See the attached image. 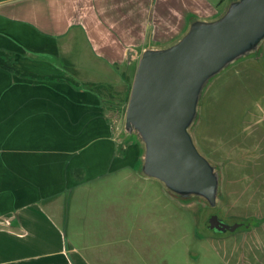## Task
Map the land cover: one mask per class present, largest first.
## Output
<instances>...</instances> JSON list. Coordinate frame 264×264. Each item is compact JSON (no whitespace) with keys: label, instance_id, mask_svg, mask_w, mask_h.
I'll use <instances>...</instances> for the list:
<instances>
[{"label":"crops","instance_id":"crops-1","mask_svg":"<svg viewBox=\"0 0 264 264\" xmlns=\"http://www.w3.org/2000/svg\"><path fill=\"white\" fill-rule=\"evenodd\" d=\"M232 1L0 0V49L21 70L115 94L146 49ZM259 54L219 77L218 105L204 104L197 126L205 150L212 139L235 149L223 166L242 226L218 236L140 171L138 141L120 148L97 93L0 66V264H264V43Z\"/></svg>","mask_w":264,"mask_h":264},{"label":"water","instance_id":"water-1","mask_svg":"<svg viewBox=\"0 0 264 264\" xmlns=\"http://www.w3.org/2000/svg\"><path fill=\"white\" fill-rule=\"evenodd\" d=\"M264 43V0H233L213 20H194L174 43L146 49L139 60L126 110V129L144 144L141 172L160 180L177 198L218 201L220 174L199 151L190 127L206 84ZM213 231H234L217 214Z\"/></svg>","mask_w":264,"mask_h":264},{"label":"rangeland","instance_id":"rangeland-1","mask_svg":"<svg viewBox=\"0 0 264 264\" xmlns=\"http://www.w3.org/2000/svg\"><path fill=\"white\" fill-rule=\"evenodd\" d=\"M260 55V54H258ZM255 56H250V57H246L242 60H246V59H250V58H254ZM241 61V60H240ZM237 63V62H236ZM236 63H234L232 66L226 68L225 70L221 71L216 77L212 78L205 86V89L203 91V94L201 95L200 101H199V107H198V116L194 122L193 125H191L190 130L191 133L194 137V140L198 146V148L200 149L199 151H202L204 153V155L207 156V158L216 166V168L219 171L220 174V191H219V197H218V201L217 204L215 206H211L209 204V202L203 198L200 197L198 195H193L190 196L188 198H178L180 204H184L188 207H190V210L194 213V215L196 216V218L198 219L199 222V226L201 228V230L204 233L213 235V236H218V235H223V234H232L231 231H225V232H220V231H213L211 230L207 223H208V219L210 218L211 215L213 214H217L219 215L220 218H222L226 223L229 224H235L237 217L236 215L239 213L236 210L235 205V199H236V195H234V178L232 177L231 173H228V175H226V173L224 172V164L226 161L230 162H234V148L233 145L230 148H227V152L226 154H222L221 153V148L217 147V140L215 139L213 141V139L209 142V145L207 144L208 147L206 150L203 148V146L200 144V142L198 141L197 138V126L198 124L202 121L203 117H202V110L204 108V104L205 107L209 106V103L212 102L211 104L214 107H217L218 105V84H219V77L221 75H223L229 68L233 67ZM133 82H131L132 84ZM131 84L124 86V87H117V90L120 91L119 94H117L116 92H118L117 90L114 91L115 92V98H111V99H116V101H121L122 104H120L118 106L117 109H113L111 107L107 108V113L108 116L110 117L115 131H116V138L118 141H120V148H122L127 142L129 141H138L140 143V145L142 146V150L144 154V144L142 143L140 137L138 136V134L136 132L130 133L127 131L126 129V110H127V101L126 99L129 96V88L131 86ZM123 90V91H122ZM125 90V91H124ZM122 91V92H121ZM110 99V97H109ZM126 102V103H125ZM216 123H217V117L215 118ZM216 128V127H214ZM232 143L235 145V142L232 141ZM226 155V156H225ZM233 165V163H232ZM226 182V184H224ZM223 188L228 189V191H230L232 193L231 196H228L225 199H222V195L221 193L223 192ZM233 191V192H232ZM227 203L229 204V207H227ZM222 208H224L225 210H223ZM222 216V217H221ZM225 218V219H224Z\"/></svg>","mask_w":264,"mask_h":264},{"label":"trees","instance_id":"trees-1","mask_svg":"<svg viewBox=\"0 0 264 264\" xmlns=\"http://www.w3.org/2000/svg\"><path fill=\"white\" fill-rule=\"evenodd\" d=\"M0 66L8 69L18 75L25 76V77H33V78H49V79H60L64 80L67 82H70L78 87H81L85 90H89L92 92L97 93L103 100L104 105L106 108L111 107L113 109H117L120 104H122L121 101H116V99H111L115 98V95L111 93L112 86L109 84H104V83H94V82H81L73 77L66 76V75H48V76H42V75H37L35 73L27 72L24 70L19 69L15 64H14V58L11 52L6 51L4 49H0ZM132 89V84L129 88V96L126 99L127 104L129 101L130 93ZM110 97V99H109ZM126 103V102H125ZM252 222L248 223H243V227H249Z\"/></svg>","mask_w":264,"mask_h":264}]
</instances>
